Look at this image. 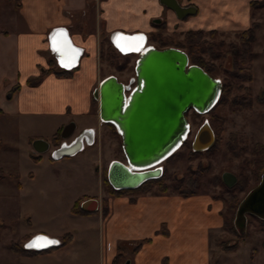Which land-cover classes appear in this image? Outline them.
Returning <instances> with one entry per match:
<instances>
[{"label":"crops","instance_id":"obj_1","mask_svg":"<svg viewBox=\"0 0 264 264\" xmlns=\"http://www.w3.org/2000/svg\"><path fill=\"white\" fill-rule=\"evenodd\" d=\"M176 1L182 7H192L195 12L178 19L160 0H0V169L8 176L0 180V194L11 199L35 196L42 179L52 177L50 170L55 160L51 154L57 147L51 138L69 124L75 126L73 136L66 141L61 139V143L68 144L84 130L93 131V143L72 157L57 160L67 162L61 164L65 171L82 174L83 165L70 161L84 154L86 148L98 156L103 155L106 136L101 133L103 123L93 109V92L110 76L102 72L99 46L103 40L110 42L113 33H141L148 37L164 26L167 32L200 30L234 36L246 31L252 23H260L257 40L264 26V7H251L252 3L264 0ZM57 28L66 29L72 44L79 49L78 64L71 70L59 66L50 47V34ZM62 41L59 37L58 42ZM71 57L72 53L65 51L64 61L70 62ZM62 71L70 75H56ZM40 76L37 85L28 84L30 79ZM36 140L47 142L49 149L42 154L35 152L32 145ZM107 152L105 160L109 158ZM113 160L116 159H108L104 170L96 175L99 193H84L74 201L73 205L80 200V208L86 212L78 216L71 213L73 205L70 209L81 221L77 231H55L60 232L59 235H50L53 233L33 229L28 220V231L18 243L11 242L23 244L24 248L36 235L61 242L65 234H70L69 243L30 257L13 254L31 261L57 259L50 264H62L69 256H77L80 260L77 264H112L121 247L120 264L125 261L130 264H210L209 236L223 225L220 201L206 195L182 198L170 193L111 197L104 191L102 180ZM91 203H96V209L86 210ZM29 236L31 238L25 242ZM145 241L148 242L134 252L135 247ZM76 245L79 249L74 252ZM87 248L92 251L89 258Z\"/></svg>","mask_w":264,"mask_h":264},{"label":"rangeland","instance_id":"obj_2","mask_svg":"<svg viewBox=\"0 0 264 264\" xmlns=\"http://www.w3.org/2000/svg\"><path fill=\"white\" fill-rule=\"evenodd\" d=\"M262 14H264V11H262ZM262 22L264 24V17L262 18ZM189 31L167 32L165 27L162 26L150 33L148 37L146 36L147 46L165 49L169 48L164 47L167 43V45L170 44L174 48L173 45L178 46L183 43L184 35ZM204 33V40L207 44L224 43L225 46L221 51H225L230 45L239 44L236 35L229 36L217 33L214 38H209L207 36L208 32ZM254 43V64H251L252 76L254 67V82L253 79L250 82H242L231 76L233 75L234 68L231 65V58L229 56L211 59L208 54H203L205 62L215 68V79L221 82V86L228 84L231 91L228 94L227 101L219 105L213 114L199 115L194 111L187 113L186 117L190 126V134L187 140L192 141L203 122L207 121L209 125L213 122L214 128L212 130L215 134L218 133L219 136L217 149L212 150L209 154L197 152L200 153L199 156L189 159V149L182 146L171 158L161 164L163 170L166 172L168 185H171L175 179L187 178L189 176V169L196 170L200 166L205 169L204 175L200 179L197 193L200 196L206 195L220 201L222 205L221 218L223 223L224 220L228 222L227 227L222 225L220 229L211 232L209 236L210 264H264V230L261 228L258 220L250 216L247 217V231L243 238H237L229 230V226L233 227V219L237 207L234 212L228 210L229 192L226 191L222 181L225 173L234 175L236 179L240 175L247 177L246 189L243 192L234 191L239 200L238 202L258 183L255 182L252 162L257 159V155L254 152L256 147L258 145L264 147V50H260V48L264 47V26ZM100 45L103 48V58L100 62L102 63L104 76H115L123 83H127L130 78L135 77L134 66L137 59L136 55L124 56L125 58L117 54L110 56L107 54L109 42L103 40L100 42ZM180 50L185 52L183 49ZM240 86L248 88V92L244 91V89H239ZM248 96L252 98V105L249 109L241 110L236 101L235 104L233 103L234 99L239 98L240 101H244V98ZM93 109L95 113L98 112L97 101L93 103ZM212 117H215L214 121ZM101 133L106 136V140H103L102 156H98L92 153L91 149L86 148L84 154L70 161L83 165L84 170H82V174L80 171L75 170L65 171L61 167V164L63 162L67 163L66 161H53L54 165L51 167L52 170H50L51 179H42L41 186L37 188L34 197L11 199L0 194V264L32 262L50 264V262H57V259L54 257H47L36 261L18 257L9 250L10 243H18L24 233L28 231V220L32 224L33 229L49 231L48 233H53L50 235L55 236L59 235L58 233L61 231L72 232L73 229H77L81 221L70 213L74 201L84 193L90 195H97L99 193L100 187L96 175L104 170L103 168L108 159L124 161L120 150L121 142L111 134L106 124H103L101 127ZM233 138L237 147L244 150V153L238 158L233 157L227 149L228 144ZM106 152L109 153L107 160L104 158ZM0 163L2 162L0 161ZM168 193L176 194L171 188ZM92 228L95 227L93 226ZM55 231L60 232L57 233ZM234 245H237V248L233 250ZM95 246L98 249L97 240L95 241ZM78 249L79 247L76 245L73 250L76 252ZM86 254L88 258L92 255L90 248H87ZM74 257L69 256L68 258H64L62 264H77L80 260L77 256Z\"/></svg>","mask_w":264,"mask_h":264},{"label":"water","instance_id":"obj_3","mask_svg":"<svg viewBox=\"0 0 264 264\" xmlns=\"http://www.w3.org/2000/svg\"><path fill=\"white\" fill-rule=\"evenodd\" d=\"M178 19L192 15V7H182L176 0H160ZM50 47L59 66L71 70L78 64L79 49L75 47L64 28H57L50 34ZM59 37L63 39L58 42ZM142 37L140 40L138 38ZM146 40L144 34L113 33L110 42L121 54H137L135 51L123 53L119 45ZM124 43V44H121ZM62 50V51H61ZM65 51L72 53L71 61H64ZM75 52V53H74ZM136 86L127 100L123 85L115 76L104 78L93 92L98 102V117L101 123L112 125L121 140L124 161L110 162L106 178L114 190H134L147 181L162 176L157 166L170 157L190 134L187 113L194 111L199 115L208 114L218 103L221 82L211 77L200 67L190 63L187 54L177 48H145L137 57L134 66ZM74 124H69L60 133V138L69 140L74 133ZM215 134L207 121L198 128L191 141L192 152H205L215 144ZM93 143V131L84 130L68 144H60L51 154L55 161L72 157L82 152L85 146ZM35 152L42 154L49 149L44 140L33 142ZM223 184L232 188L237 179L230 173L222 177ZM96 203H91L88 211H94ZM264 221V172L258 183L251 188L237 205L233 227L238 237L243 238L247 231V217ZM37 237L46 240L37 241ZM55 241L43 235L32 237L25 249L42 251L52 248ZM30 243L39 246L27 247ZM124 264H130L125 261Z\"/></svg>","mask_w":264,"mask_h":264},{"label":"trees","instance_id":"obj_4","mask_svg":"<svg viewBox=\"0 0 264 264\" xmlns=\"http://www.w3.org/2000/svg\"><path fill=\"white\" fill-rule=\"evenodd\" d=\"M252 8H262L264 7V1L262 2H255L251 4ZM18 8V6H17ZM261 27L260 23H252L251 26L246 30L243 31L239 34H236V37L238 39V45H230L225 51H221V49L224 48V43L219 42L215 44H207V42L204 40L205 33L202 31H189L184 35V41L178 46H174V48H180L185 50V53L187 54L190 63L193 65H196L203 69L207 74H209L211 77L215 78L214 76V70L215 68L208 63L205 62L203 59V54H208L211 59H218V58H224V56H229L231 58V65L234 68L233 72V77L241 80L242 82H250L253 79L252 72H251V64H252V59H253V43L255 42L256 39V31L259 30ZM216 32H208L207 36L210 38H214L216 36ZM181 46V47H180ZM164 47H171V45L165 44ZM103 48L99 47V57L100 60L103 58ZM107 54L112 56V55H118L121 56L120 53L114 49L112 44L109 42V46L107 47ZM125 58V57H124ZM57 76H68L70 75V72H57ZM41 80L40 77H35L32 78L28 81V84L30 86H35L37 85ZM232 89H238V88H232ZM239 89H244V91L248 92V88L240 86ZM231 91V88L229 87L228 84H223L221 86V94L220 98L218 100V103L216 106L209 112V114H213L215 109L219 106L224 104L227 99H228V94ZM248 94V93H247ZM238 104L239 108L241 110L244 109H249L252 105V98L250 96L245 97L244 101H240L239 98L234 99L233 103ZM96 102L95 100L93 103ZM212 120H215V117H212ZM213 123V122H212ZM210 124L211 128L213 127V124ZM111 131V134L116 138L120 140V136L117 134L114 126L112 125H107ZM215 134V133H214ZM215 144L207 151L206 153H210L212 150L217 149L218 143H219V136L218 133L215 134ZM51 141L53 142L54 147H58L61 143V138L60 134H55L52 138ZM121 142V140H120ZM183 147H187L189 149V159H193L196 156H199L200 153L197 152H192L191 149V140H187L184 144ZM228 151L232 154L233 157L238 158L244 153L243 149H239L234 141V138L231 139V142L228 144L227 147ZM120 150H121V144H120ZM122 152V150H121ZM255 154L257 155V159L252 162V171L253 175L255 178V182L257 183L260 177V174L264 171V147L258 145L255 149ZM35 161L38 160L37 158H33ZM189 176L185 179H180L177 180L175 179L174 182L170 185L167 184V176L165 170H163V174L160 178L150 180L142 184L140 187L134 190H114L107 181L106 178V173L103 177L102 180V185L104 188V191L111 197L114 196H121V195H127V194H140V195H145L147 193H155L158 195H166L170 188L173 190L178 196L182 198H189L192 196L198 195V187L200 186V179L202 175H204L205 169L202 168L201 166L198 167L196 170H191L189 169ZM7 175L3 174V171L0 169V180L7 178ZM15 180L18 179L17 176H11ZM225 186V185H224ZM247 187V177L240 175L237 176V183L232 187V188H227L225 186V189L227 192H229V205H228V210L230 212H234L235 208L238 205V198L237 195L234 194V191H240L243 192ZM71 213L74 215L82 216L86 214V212L82 211L80 208V200L76 201L75 204L73 205V208L71 210ZM251 217V216H250ZM254 218V217H251ZM256 219V218H254ZM258 220V219H256ZM260 223L261 228L264 230V221L258 220ZM231 223V222H230ZM228 222L224 220L223 226H228ZM229 230L237 237L234 228L232 226H229ZM164 231V230H162ZM31 237H27L25 239V242L28 241ZM72 239V236L70 234H65L61 238V245L63 246L67 243H69ZM24 242V243H25ZM141 242L139 245H137L134 249V252H136L142 243ZM23 245V244H22ZM22 245H18L15 243H10V251L16 255L22 256V257H30L38 254H44V253H49L51 250L55 248H49L46 250L42 251H33V250H25ZM237 248V245L233 246V250ZM121 247L118 248V252L116 257L114 258L112 264H120V262L123 260V255L121 252Z\"/></svg>","mask_w":264,"mask_h":264},{"label":"bare ground","instance_id":"obj_5","mask_svg":"<svg viewBox=\"0 0 264 264\" xmlns=\"http://www.w3.org/2000/svg\"><path fill=\"white\" fill-rule=\"evenodd\" d=\"M117 33H121V32H117ZM141 34V33H140ZM145 38H146V40L144 41V42H142V45H141V43L139 42V41H134L133 43H131V44H128V43H125V44H127V45H119L118 43H117V46H118V48H119V50H121L123 53H125V52H127V51H135L137 54H126V55H124V56H129V55H136L137 57H138V55L145 49V48H147L148 46H147V37H146V35H145ZM112 44V43H111ZM121 44H124V43H121ZM112 46H113V44H112ZM114 47V46H113ZM115 48V47H114ZM117 51V50H116ZM118 52V51H117ZM119 53V52H118ZM121 55V54H120ZM123 56V55H122ZM127 100V99H126ZM116 130V129H115ZM117 132V131H116ZM118 134V133H117ZM119 135V134H118ZM188 138V137H187ZM187 138H186V140H187ZM185 140V141H186ZM185 141H184V143H185ZM183 145H181L170 157H168L165 161H167L169 158H171L181 147H182ZM165 161H163L162 163H164ZM162 163H160L159 165H157V166H161V164Z\"/></svg>","mask_w":264,"mask_h":264},{"label":"built area","instance_id":"obj_6","mask_svg":"<svg viewBox=\"0 0 264 264\" xmlns=\"http://www.w3.org/2000/svg\"><path fill=\"white\" fill-rule=\"evenodd\" d=\"M123 85V93H124V97L125 99H127L130 95V93L134 90L135 86H136V77H132L128 80L127 83H123L121 82ZM62 144H67L65 142H62ZM83 151V150H82ZM161 169L163 168L162 166H159ZM56 243L53 245L52 248H58L61 245V242L58 239L53 238ZM25 249V247H24ZM25 250H29V249H25Z\"/></svg>","mask_w":264,"mask_h":264},{"label":"snow or ice","instance_id":"obj_7","mask_svg":"<svg viewBox=\"0 0 264 264\" xmlns=\"http://www.w3.org/2000/svg\"><path fill=\"white\" fill-rule=\"evenodd\" d=\"M138 39L142 40L143 38L140 37V38H138ZM46 239H47V238H45V237H37V238H36L37 241L46 240ZM48 243H56V241H48ZM34 246H39V245L36 244V243H30V244L27 245V247H34Z\"/></svg>","mask_w":264,"mask_h":264},{"label":"flooded vegetation","instance_id":"obj_8","mask_svg":"<svg viewBox=\"0 0 264 264\" xmlns=\"http://www.w3.org/2000/svg\"><path fill=\"white\" fill-rule=\"evenodd\" d=\"M162 174H163V168H162Z\"/></svg>","mask_w":264,"mask_h":264}]
</instances>
